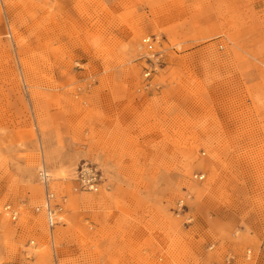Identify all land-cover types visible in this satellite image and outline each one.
<instances>
[{
    "label": "rangeland",
    "instance_id": "374dc122",
    "mask_svg": "<svg viewBox=\"0 0 264 264\" xmlns=\"http://www.w3.org/2000/svg\"><path fill=\"white\" fill-rule=\"evenodd\" d=\"M5 203L0 264H264V0H0Z\"/></svg>",
    "mask_w": 264,
    "mask_h": 264
},
{
    "label": "built area",
    "instance_id": "2783aa9c",
    "mask_svg": "<svg viewBox=\"0 0 264 264\" xmlns=\"http://www.w3.org/2000/svg\"><path fill=\"white\" fill-rule=\"evenodd\" d=\"M160 38L158 36H149L142 40V44L151 47L154 44H158ZM162 54L161 52L151 55L148 65L143 71V80L145 81V87H151L150 82L157 66H153L159 62ZM155 60V62L152 61ZM198 180L204 178L203 175L194 176ZM37 179L43 190V202L35 209L36 212H43L45 222L49 233H53L55 228L63 224L64 220V197H57L54 191L50 187L51 176L45 168H41L37 172ZM75 181L77 189L82 191L98 192L101 185L105 184V178L100 167L92 163H83L75 172ZM179 208L182 207V201L178 203ZM0 214L8 216L10 220L15 221L19 215V207L12 203H5L0 206ZM51 236V235H50ZM250 254V251L247 252Z\"/></svg>",
    "mask_w": 264,
    "mask_h": 264
},
{
    "label": "bare ground",
    "instance_id": "6f19581e",
    "mask_svg": "<svg viewBox=\"0 0 264 264\" xmlns=\"http://www.w3.org/2000/svg\"><path fill=\"white\" fill-rule=\"evenodd\" d=\"M63 222H64V220H63Z\"/></svg>",
    "mask_w": 264,
    "mask_h": 264
}]
</instances>
